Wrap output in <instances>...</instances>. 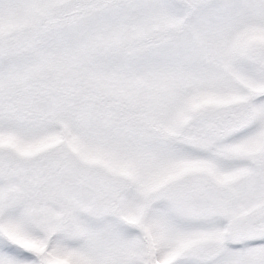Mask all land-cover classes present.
I'll use <instances>...</instances> for the list:
<instances>
[{
	"label": "snow or ice",
	"instance_id": "6c2138e0",
	"mask_svg": "<svg viewBox=\"0 0 264 264\" xmlns=\"http://www.w3.org/2000/svg\"><path fill=\"white\" fill-rule=\"evenodd\" d=\"M0 264H264V0H0Z\"/></svg>",
	"mask_w": 264,
	"mask_h": 264
}]
</instances>
